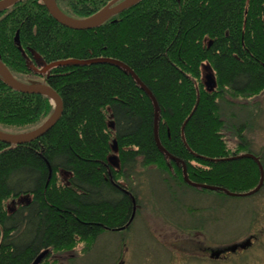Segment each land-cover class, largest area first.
I'll return each instance as SVG.
<instances>
[{"label":"trees","instance_id":"trees-1","mask_svg":"<svg viewBox=\"0 0 264 264\" xmlns=\"http://www.w3.org/2000/svg\"><path fill=\"white\" fill-rule=\"evenodd\" d=\"M109 1L57 5L81 18ZM18 30L26 55L35 51L46 63L107 57L130 67L157 100L160 144L185 162L190 181L237 193L258 184L253 159L222 160L252 150L248 126L224 119L221 103L264 92V0H141L89 30L58 24L40 0H19L0 12V59L24 81L30 71L13 40ZM203 63L215 75L210 92L201 79ZM40 80L57 91L63 114L32 142H0V264H32L44 250L70 251L80 242L87 252L105 230L127 229L138 206L132 182L139 167L155 164L180 187L197 191L183 182L180 163L168 167L154 140L152 101L122 68L55 66ZM52 110L47 96L19 93L0 79V129H33ZM225 127L238 138L234 151L222 135ZM113 139L119 168L107 160ZM19 196L24 201L7 210L6 201Z\"/></svg>","mask_w":264,"mask_h":264},{"label":"rangeland","instance_id":"rangeland-1","mask_svg":"<svg viewBox=\"0 0 264 264\" xmlns=\"http://www.w3.org/2000/svg\"><path fill=\"white\" fill-rule=\"evenodd\" d=\"M207 65L201 66V79L211 71ZM36 73L21 77L40 80L41 76ZM221 105L224 119L248 126L244 132L246 142L253 155L264 159V92L250 98H234L231 104L223 101ZM222 135L227 147L234 151L238 138L233 130L225 127ZM111 144L114 146V142ZM110 154L116 155V152L111 150ZM166 161L171 168L173 160ZM158 167L153 164L147 171L142 167L137 169L132 183L138 206L135 205V214L127 229L105 230L87 252L82 250V242L70 251L54 253L50 250L47 263L264 264V188L253 195L226 198L208 189H203L204 192L201 188L195 187L197 191H193L180 187L173 181L174 177L160 172ZM59 176L62 182L67 181V174ZM25 196L6 201L7 210L22 203ZM249 242L252 245H247ZM240 243L243 244L240 250L230 251L219 259H203L208 250Z\"/></svg>","mask_w":264,"mask_h":264},{"label":"water","instance_id":"water-1","mask_svg":"<svg viewBox=\"0 0 264 264\" xmlns=\"http://www.w3.org/2000/svg\"><path fill=\"white\" fill-rule=\"evenodd\" d=\"M19 0H0V12L5 11L8 7L16 4ZM141 0H111L106 5H104L101 9H99L96 12L91 13L90 16L87 17H81L77 18L74 16H68L66 13H64L59 6H57L56 0H40V2L46 7L48 13L55 19V21L58 24H61L64 27H67L69 29H74V30H89L92 28H96L102 25L103 22L107 21L108 19L112 18L113 15H117L123 10L128 9L130 7H133L135 4L139 3ZM19 30L15 33L13 40L15 44L17 45V49L21 51V54L25 58L26 64L28 68H32L33 71L39 72V73H46L47 76L49 75V71L52 67L55 66H72V65H86V64H94V62H99V63H104L107 62L111 65L117 66L122 68L125 72L130 74L131 77L134 78L136 83L139 85L140 88L145 92L147 97H149L152 101L153 108H154V140L156 141L157 148L160 152H163L165 156L169 160H173L175 162L181 163L182 165V171H183V181H185L188 185L196 188H201V189H208L212 191L220 190L224 192L226 195L230 196H249L251 194H254L259 191V188L263 185L264 182V167H262L261 161L259 157L254 156L252 153L247 152V153H242V154H237L236 156H230L226 157L222 160L226 159H236V158H251L255 161L257 168H259V182L258 184L252 188L251 190H248V192H232L228 189H225L220 186H212L209 184H203L199 182H192L189 180L187 176V171L185 162L179 161L176 157L171 155L167 150L164 149V147L160 144V140H158V114H159V106L157 103L156 98H154L151 90L149 87H146L141 79L135 75V73L132 71L130 67L125 65L123 62L117 59H111V58H93V59H77V58H72V59H61L57 61H52L51 63H46L44 60L41 59L40 55L32 51V59L36 61L34 63L32 60H30V57L25 53V50L22 49L20 46V40H19ZM209 66V65H207ZM40 67V68H39ZM210 68V66H209ZM211 71L209 74L205 75L202 78V83L205 85V89L207 91H212L214 87L217 85L215 82V75L213 74L212 68H210ZM0 79L2 80L3 83H5L8 87L11 89L17 91V92H22L26 94H38V95H45L48 97L50 102L53 103V110L51 114L43 120L40 125L34 127L33 129L30 130H25L22 132H9L3 129H0V142H3L7 145H22L23 143H28L32 142L34 139L39 138L43 136L44 133H46L48 130H50L56 122L59 120V118L63 114V102L57 93L53 88H51L45 81H30V82H24V81H19L12 72L7 68V66L4 64V62L1 61L0 59ZM112 126V124H110ZM183 127V126H182ZM111 144V150L116 152L115 154H110L108 155V162L113 164L115 167L119 168V161H118V156H117V144L115 140L113 139ZM134 209L131 213V218L128 222V224L132 221V218L134 217ZM243 244L240 245H232L230 246L231 249H236L237 247H241ZM48 254V250L42 251L38 256L31 262L32 264H40L42 259Z\"/></svg>","mask_w":264,"mask_h":264},{"label":"flooded vegetation","instance_id":"flooded-vegetation-1","mask_svg":"<svg viewBox=\"0 0 264 264\" xmlns=\"http://www.w3.org/2000/svg\"><path fill=\"white\" fill-rule=\"evenodd\" d=\"M59 0H56V2H58ZM111 1V0H110ZM108 3V2H107ZM31 54H32V51H31ZM30 57V60H32L34 63H36V61L34 60V59H32V55L31 56H29ZM28 57V58H29ZM27 65V64H26ZM40 68V67H39ZM29 70L31 69L32 70V68H28ZM30 70V71H31ZM31 72H33V71H31ZM30 72V73H31ZM34 72H36V71H34ZM37 75H39V76H45V77H47V74L46 73H39V72H37L36 73ZM30 76V75H29ZM30 81H42V80H38V79H36V78H29V77H27V78H25V80H24V82H30ZM236 156V155H235ZM228 157H230V156H228ZM119 231V230H118ZM251 243V242H250ZM241 244V243H240ZM249 247V246H248ZM248 247H246V249H248ZM251 247H249V249H250ZM240 250V247H237L236 249H234V250H226V249H221L220 250V248L217 250V251H213V250H208V251H206V256L203 258V259H209V258H215V259H219V257L220 256H226L227 254L226 253H229L230 251H232V252H234V251H236V250ZM112 264H118V261H115V262H113Z\"/></svg>","mask_w":264,"mask_h":264}]
</instances>
